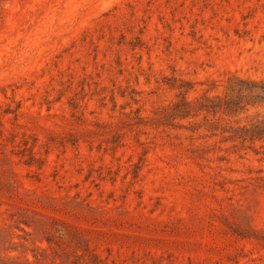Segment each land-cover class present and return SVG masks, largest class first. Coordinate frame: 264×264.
Returning a JSON list of instances; mask_svg holds the SVG:
<instances>
[{"label":"rangeland","instance_id":"rangeland-1","mask_svg":"<svg viewBox=\"0 0 264 264\" xmlns=\"http://www.w3.org/2000/svg\"><path fill=\"white\" fill-rule=\"evenodd\" d=\"M233 75L264 81V0H0V264H264Z\"/></svg>","mask_w":264,"mask_h":264},{"label":"trees","instance_id":"trees-1","mask_svg":"<svg viewBox=\"0 0 264 264\" xmlns=\"http://www.w3.org/2000/svg\"><path fill=\"white\" fill-rule=\"evenodd\" d=\"M250 97L248 105L251 106L264 104V81L245 79L240 76L233 75L229 78L227 93L224 99L223 107L227 114L237 112L242 109L241 104L245 97ZM257 126V125H256ZM253 134L252 137L253 138Z\"/></svg>","mask_w":264,"mask_h":264}]
</instances>
